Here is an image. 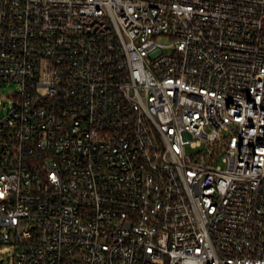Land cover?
I'll use <instances>...</instances> for the list:
<instances>
[{"label":"built area","instance_id":"built-area-1","mask_svg":"<svg viewBox=\"0 0 264 264\" xmlns=\"http://www.w3.org/2000/svg\"><path fill=\"white\" fill-rule=\"evenodd\" d=\"M0 83L13 264H264V0H0Z\"/></svg>","mask_w":264,"mask_h":264},{"label":"rangeland","instance_id":"rangeland-1","mask_svg":"<svg viewBox=\"0 0 264 264\" xmlns=\"http://www.w3.org/2000/svg\"><path fill=\"white\" fill-rule=\"evenodd\" d=\"M164 44L166 39L161 40ZM20 92V86L15 84L0 83V118L7 116L10 113L11 107L14 104V95ZM17 257V251L9 246L0 248V261L6 258V264H13Z\"/></svg>","mask_w":264,"mask_h":264}]
</instances>
